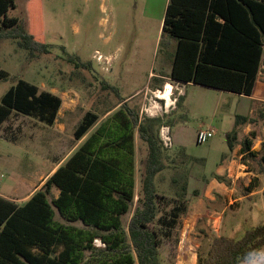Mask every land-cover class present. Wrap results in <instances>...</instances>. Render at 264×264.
I'll return each mask as SVG.
<instances>
[{"label": "trees", "instance_id": "obj_1", "mask_svg": "<svg viewBox=\"0 0 264 264\" xmlns=\"http://www.w3.org/2000/svg\"><path fill=\"white\" fill-rule=\"evenodd\" d=\"M13 6L14 0H0V39L15 41L30 57L46 54L43 1L27 3L26 29L6 16ZM160 43L174 44L173 81L251 96L264 55V0H168ZM7 77L0 70V81ZM136 96L121 98L102 121L86 111L73 138L87 137L24 204L0 196V264H163L157 228L169 236L186 213L187 182L181 176L173 198L158 192L156 177L166 168L158 135L163 121L140 117ZM61 103L52 92L18 79L0 99V126L12 112L52 126ZM259 120L264 109L255 118L234 115L225 142L229 152L239 147L240 163L264 178V141L253 150L257 133H244V126ZM135 134L147 149L138 193ZM259 188L256 177L243 195ZM262 246L264 224L240 239L213 237L206 252L198 250L196 264H240Z\"/></svg>", "mask_w": 264, "mask_h": 264}, {"label": "rangeland", "instance_id": "obj_2", "mask_svg": "<svg viewBox=\"0 0 264 264\" xmlns=\"http://www.w3.org/2000/svg\"><path fill=\"white\" fill-rule=\"evenodd\" d=\"M42 1L47 53L30 57L15 41L0 39V70L8 76L0 81V99L18 79H23L57 94L63 102V117L51 129L15 112L2 123L0 192L12 196L15 191L22 197L39 189L60 159L76 145L73 131L86 111L102 117L121 98L139 91L134 102L140 117H161L163 121L158 135L166 168L156 177L158 192L173 198L184 181L181 176H185L189 207L195 204L198 214L182 215L169 236L157 228L162 263L196 264L198 250L206 252L213 237L240 239L246 230L264 224V178L242 164L238 179L220 175L225 178V193L210 184L216 167L223 164L221 159L231 155L225 134L233 128L234 115H246L250 101L196 85L181 88L170 78V64H162L165 47L159 44L164 0ZM25 4L26 0H15V9L10 12L24 29ZM154 73L165 77L161 84L150 79ZM103 83L110 89H105ZM169 84V98L161 100L154 88L157 85L164 92ZM259 109H264V103L256 104L253 118ZM166 127L168 146L160 137L161 129L166 132ZM205 129H213V137L197 144L196 134ZM251 131L258 135L253 150H259L264 141V120L244 126L245 134ZM146 153V146L136 134V193ZM234 159L240 163L237 155ZM174 177L177 184L171 181ZM256 177L260 188L243 195ZM205 192L214 200L206 199ZM52 193L57 194L55 189ZM240 264H264V246Z\"/></svg>", "mask_w": 264, "mask_h": 264}, {"label": "crops", "instance_id": "obj_3", "mask_svg": "<svg viewBox=\"0 0 264 264\" xmlns=\"http://www.w3.org/2000/svg\"><path fill=\"white\" fill-rule=\"evenodd\" d=\"M28 2H29V0H26V4H25L26 16H27V3ZM167 3H168V0H164V3H163V13H162V16H161V27H162V21H163V17H164V13H165V9H166ZM14 9H15V0H14V6L12 8H9L8 9V11L6 13V16L7 17H11V18H15L13 15L10 14V12H12ZM15 19H17V18H15ZM43 19H44V8H43ZM44 27H45V24H44ZM44 32H45V30H44ZM44 35H45V33H44ZM173 51H174V44L168 50L165 48V51L162 54V59H163L162 64H170V66H171V58H172ZM262 68H264V55H262L261 69L259 71V77H258V79L255 82L254 89H253V92H252V95L251 96H248L247 97V96L238 95V94L230 93V92H226V91H221V90H216V89H212V90L218 91V93L220 95H227L229 97L234 96V97H238V98H245L246 100L250 101V107H249L248 113L246 115H251L253 113L254 108L256 107V104H258V103H264V71H262ZM150 76H151V74H150ZM150 79L151 80L152 79H155L156 84L158 85L160 83V81H162V80L165 79V77L162 74H159L158 75V74L154 73L151 76ZM157 85H156V87L154 89L156 90V92H160ZM180 85H181V88H182V86H184V85H195V84H192V83H180ZM196 86L203 87V86H200V85H196ZM147 88H148V86H147ZM204 88H207V87H204ZM208 89H211V88H208ZM49 92H52V91H49ZM151 92L154 93V91H151ZM52 93L55 94L54 92H52ZM137 94H139V91H135L133 94L127 95V97H134ZM55 95H57V94H55ZM62 104H63V102L61 103L60 109H59V111L57 113V117H56L55 123L52 126H46L45 125L49 129L55 127V125L59 121V119H61L63 117V114H62L63 113L62 112ZM118 107H119V105L115 109H117ZM108 110L109 109H107L105 112H107ZM111 112L112 111H108L107 113H104V115L102 117H100V121H102L103 119H105ZM239 115H241V114H239ZM246 115H244V116H246ZM86 137L87 136H85L84 138H82L80 141L76 142V145L74 146V148L65 157H63L62 159H60V161L56 164V166L52 169L51 173H49L46 178H48L60 166V164L64 162V160L77 148V146ZM134 144H135V151H136V134L134 135ZM228 153L231 154L230 157L229 156H228V158L227 157H223V158L221 157L222 158L221 160H222V163L223 164L216 167L217 169L215 171V174L216 175H219V176L222 175V174H227L228 177L235 176V179H238L240 177L239 176L240 175V172L238 170L240 169V167H244L240 163L237 164L236 163V160L234 159L236 157V155H237V159H240L239 147H236L232 152H229L228 151ZM135 157H136V154H135ZM135 164H136V160H135ZM241 169H243V168H241ZM214 180L215 179H213V181L212 180L210 181L211 187L212 188L214 187L215 189L219 190L220 193H225V190L227 189V187L224 184L219 183L216 180L215 181ZM44 182H42V184ZM229 185H230V183H229ZM34 191H36V188L34 189ZM34 191H32V193H30V195H25V196H22V197H19V196L15 195L16 194L15 191H13V193H12L13 195L12 196L3 194L2 192H0V196L3 197V198H6L8 200L13 201L17 205H22V204H24L31 197V195L33 194ZM56 192L58 193L57 190H56ZM204 197L206 199H208L209 201H213L214 200V197L209 192H205L204 193ZM194 206H196V205L193 204L190 207L188 206L187 211H186V214L188 212H190V214H193L194 213L195 216H198V214L195 213V207Z\"/></svg>", "mask_w": 264, "mask_h": 264}, {"label": "built area", "instance_id": "obj_4", "mask_svg": "<svg viewBox=\"0 0 264 264\" xmlns=\"http://www.w3.org/2000/svg\"><path fill=\"white\" fill-rule=\"evenodd\" d=\"M166 88V85L164 87V89ZM162 100V99H161ZM167 127H166V132L164 130V128L161 129V139L164 143L165 146H168L170 144V138L168 136V132H167ZM214 135V130L213 129H205V130H200L198 131V133L196 134V138H195V142L197 144H203L206 143L210 138H212Z\"/></svg>", "mask_w": 264, "mask_h": 264}, {"label": "bare ground", "instance_id": "obj_5", "mask_svg": "<svg viewBox=\"0 0 264 264\" xmlns=\"http://www.w3.org/2000/svg\"><path fill=\"white\" fill-rule=\"evenodd\" d=\"M170 90H171V86L167 85L164 92H159L158 97L163 99V100L168 99L169 95H170Z\"/></svg>", "mask_w": 264, "mask_h": 264}]
</instances>
